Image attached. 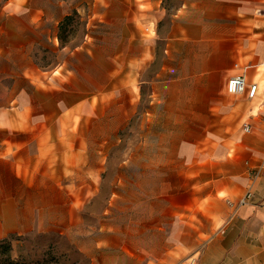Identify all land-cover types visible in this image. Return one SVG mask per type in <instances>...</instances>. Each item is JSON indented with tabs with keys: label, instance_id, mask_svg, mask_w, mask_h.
<instances>
[{
	"label": "crops",
	"instance_id": "obj_1",
	"mask_svg": "<svg viewBox=\"0 0 264 264\" xmlns=\"http://www.w3.org/2000/svg\"><path fill=\"white\" fill-rule=\"evenodd\" d=\"M83 1L0 0V239L78 237L81 202L98 221L85 264H264V0H175L173 13L162 0ZM72 10L84 30L64 50ZM46 48L52 73L35 63ZM233 76L256 97L228 94ZM144 87L147 121L162 104L174 127L97 181L121 125L107 111L142 104Z\"/></svg>",
	"mask_w": 264,
	"mask_h": 264
},
{
	"label": "rangeland",
	"instance_id": "obj_2",
	"mask_svg": "<svg viewBox=\"0 0 264 264\" xmlns=\"http://www.w3.org/2000/svg\"><path fill=\"white\" fill-rule=\"evenodd\" d=\"M67 1L71 5H86L83 0ZM162 2L165 12L173 13L176 5L175 0H162ZM129 3L130 0H127L128 5ZM74 12L72 10L70 19L65 24L63 23L64 25L59 29L60 45L64 50H73L79 47V42L82 39L84 18L76 12L75 15ZM166 27L167 24L163 21L159 26V31L163 32ZM37 57L39 59L35 63L42 71L52 73V71L58 69L60 60H58V53H55L54 50L46 48L40 51ZM151 72L152 70L149 68L144 73L143 79L146 80ZM147 91L148 87H144L142 104H115L113 108L107 111L106 115H109L112 119L121 120V125L119 128H117L119 124H116L115 128L110 125V127L112 126L110 139H108L105 147L108 150L105 171L96 177L97 181H105L106 183L114 181L118 175V164L122 161H130L132 159L131 153L137 146L141 143L143 147L146 144L150 146L152 135H165L168 130L173 129L174 126L162 122L166 121V118L162 117L166 116L165 110L161 107L162 104H159L160 108L157 110L160 115V122L151 125L147 121L150 117L149 104H144ZM88 128L91 131L102 132L106 129V126L100 124L96 125L95 128L89 126ZM143 159L144 161H151L150 156ZM99 191L98 199L92 202L90 207V213L96 215L102 214L103 203L105 202L104 196L109 193L108 185ZM80 209L84 219L79 221L80 231L78 237L34 234L24 238H11L12 241L15 240L16 242L11 244L10 247L7 241L0 243V264H85V254L79 253L78 250L91 249L89 246L93 244L87 237V229H96L98 221L88 219L86 206L83 207L81 202ZM80 254H83V257H80Z\"/></svg>",
	"mask_w": 264,
	"mask_h": 264
},
{
	"label": "built area",
	"instance_id": "obj_3",
	"mask_svg": "<svg viewBox=\"0 0 264 264\" xmlns=\"http://www.w3.org/2000/svg\"><path fill=\"white\" fill-rule=\"evenodd\" d=\"M226 90L228 94L234 96L241 95L245 91H247L248 98L254 99L257 94V85L251 84L249 86H246V81L244 76H233L228 80L226 85ZM244 132H248V127H244ZM250 198H251V194L250 193L246 194V196L238 202L237 207L246 204V202Z\"/></svg>",
	"mask_w": 264,
	"mask_h": 264
},
{
	"label": "trees",
	"instance_id": "obj_4",
	"mask_svg": "<svg viewBox=\"0 0 264 264\" xmlns=\"http://www.w3.org/2000/svg\"><path fill=\"white\" fill-rule=\"evenodd\" d=\"M74 14L76 15V13L74 12ZM70 15L69 16H67L66 18H64V20H63V22H62V24H61V26H60V28H62V26L70 19ZM64 23V24H63ZM7 241V243H8V245H9V247H10V245H11V239H0V243H2V242H6Z\"/></svg>",
	"mask_w": 264,
	"mask_h": 264
}]
</instances>
